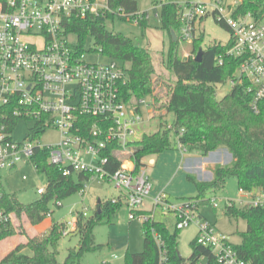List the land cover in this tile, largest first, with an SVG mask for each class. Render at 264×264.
Wrapping results in <instances>:
<instances>
[{"label": "built area", "instance_id": "1", "mask_svg": "<svg viewBox=\"0 0 264 264\" xmlns=\"http://www.w3.org/2000/svg\"><path fill=\"white\" fill-rule=\"evenodd\" d=\"M107 1L0 0V170L22 168L29 163L39 172L32 158L38 150H44L47 162L58 166L64 176L85 174L88 178L84 183L93 178L111 183L119 193L111 202L125 204L130 219L153 218L154 209L163 207L175 212L177 229L194 223L196 245L211 252V256L199 255L196 264H249L240 258L230 241L218 234L213 223L195 216L197 201L171 203L168 195L161 192L153 199L149 214H138L152 191V182L144 166L135 171L134 164L127 167L122 159L120 167L111 170L108 154L130 153L129 144L135 142L137 127L142 122L140 103L144 100L123 96L122 88L129 81L130 62L114 58L99 62L89 60L88 54L103 53L101 48L88 46L82 54H76L75 42L69 40L70 34L63 24L71 15L86 18L111 11ZM165 1L154 3L161 8ZM177 3L179 40L190 44L197 34L195 22L208 14H213L228 27L231 46L227 54L241 59L230 79L231 87L247 80L252 94L249 107L257 113L259 102L264 98V14H235L241 0ZM143 17L144 13L138 11L133 20L137 22ZM185 55L188 57V53ZM222 60L218 57L219 64ZM19 120L33 121L23 141L13 138ZM50 128L59 133L58 141L41 143L40 136ZM45 190L39 187L37 193L40 195ZM239 191L244 202L242 206L264 207V188H239ZM4 194L0 186V228L10 225L16 213L1 206ZM207 200L213 208L218 207L215 197ZM56 204L60 206V200H56ZM232 204L229 200L225 205ZM81 213L89 216L86 210ZM50 215L48 211L46 216ZM75 228L73 216L66 221L62 234L67 235ZM152 234L158 249L156 264H171L164 240L156 231L152 230ZM4 258L0 253V264Z\"/></svg>", "mask_w": 264, "mask_h": 264}, {"label": "trees", "instance_id": "2", "mask_svg": "<svg viewBox=\"0 0 264 264\" xmlns=\"http://www.w3.org/2000/svg\"><path fill=\"white\" fill-rule=\"evenodd\" d=\"M107 2L111 11L86 18L71 15L63 21L66 33L76 36L74 52L82 54L87 46L90 49L101 48L108 58L130 62L129 81L122 88L123 96L126 99H141L150 95L157 105L159 102L154 93L153 80L155 66L150 50L135 45L130 38L108 31L105 27V22L116 15L123 20L136 19L137 0ZM177 8V2L166 0L160 9V29L168 31L171 40L167 65L175 80L166 84L168 91L157 108H164L168 114H172V123L170 126L162 123L156 132L144 133L138 141L129 144L134 147L128 159L134 164V170H139L145 165L143 159L146 156L171 148L170 134L174 133L180 149L196 151L205 156L219 147H225L232 155L229 165H216L212 168L213 178L210 181H198L193 175L187 174V180L197 189V195L187 200L195 201L204 198L207 193L221 190L229 177H235L238 187L245 190L264 188V98L259 102L258 112L251 111L249 104L252 94L248 90V81L244 79L232 86L223 97L216 96L217 84L233 78L241 59L227 54L231 37L225 44L212 42L204 48L203 33H197L190 43L191 55L188 57L182 58L174 52L178 39L177 36L176 40L173 39L172 32L176 34L180 27ZM247 12L264 14V0H241L235 14ZM216 22L229 31L222 21ZM137 23L142 27L147 26L145 17L139 18ZM199 49H203V54L201 61L196 62L194 57ZM220 56L223 59L221 64L218 63ZM86 120L93 121L88 118ZM113 146L117 148L116 144ZM108 155L112 161L111 170L119 168L124 156ZM32 160L37 164L38 171L48 176L45 192L29 204H22L14 194L5 192L1 206L7 211L25 214L31 224L35 225L46 218L51 200H61L82 190L88 175L80 174L77 180L72 176H64L58 166L47 162L44 150H38ZM121 205V201H100L89 216H83L81 211H73L76 220L74 231L79 234V242L76 247L68 250L62 263L57 260V248L62 231L66 228L65 221L53 222L47 234L29 238L24 244L17 245L5 256L3 264H81V258L86 252L101 248L94 240L95 226L105 217L109 219L114 215ZM225 212L246 221V230L240 233L241 242L233 244L240 258L249 264H264V207H237L232 204L225 205ZM142 229L143 250L137 253L126 251L124 264H156L158 249L152 230L164 240L171 264H185L184 259L178 255L177 229L170 233L163 222L154 218L142 221ZM12 233L11 225L1 227L0 240ZM25 247L31 250L30 255L22 253ZM191 248L189 264H196L199 255L211 256L209 249L196 245L195 238L191 241Z\"/></svg>", "mask_w": 264, "mask_h": 264}, {"label": "rangeland", "instance_id": "3", "mask_svg": "<svg viewBox=\"0 0 264 264\" xmlns=\"http://www.w3.org/2000/svg\"><path fill=\"white\" fill-rule=\"evenodd\" d=\"M175 2H183L185 0H174ZM201 2H212V0H192ZM231 2L233 0H227ZM156 0H137L138 11L144 13L147 22L146 27L140 26L134 20H123L117 15L105 22V27L108 31L120 33L130 38L135 45L145 47L150 50L152 54L153 64L155 66L154 76V93L158 98L156 100L150 95H145L141 99L144 103H140L142 114V122L137 127L135 142L138 141L144 133L152 134L160 128V124L170 126L173 116L168 114L164 108H157L164 100L166 92L168 91L169 82L175 80V76L169 70L167 65L168 54L171 46L170 34L166 30L160 29V5H156ZM196 33H203L202 47H207L212 42H219L225 44L230 39V32L216 22L213 14H208L202 19L195 22ZM178 31H176L177 36ZM69 40L76 41V36L69 35ZM39 43V40L36 39ZM90 43V42H89ZM91 45V44H90ZM91 47H94L93 45ZM178 55L186 58L191 55V46L188 42L177 40L175 49ZM87 59L93 61H105L108 57L104 54H88ZM231 89L230 79L222 84L216 86V96L223 97ZM155 101V102H154ZM161 115V117H160ZM33 125L32 120H19L13 131V138L16 141L25 140L29 134V128ZM59 139V133L55 129H47L39 138L43 144H55ZM171 148L164 152H168L172 158L167 162V167L164 171L159 170V175L163 182L170 177L171 185L174 186V192H171V203L182 202L183 199L195 197L197 189L195 185L186 180L182 173L186 172L183 164L181 168L178 167L180 163V148L177 143V137L174 133L170 134ZM134 145L130 147V153L124 156V161H130L129 155L132 154ZM171 152V153H169ZM162 153V152H161ZM158 154L146 156L144 161V169L153 180L154 174L158 171L149 163L151 158L155 160L159 158ZM214 155L210 154L208 159H214ZM228 158L230 155L221 156L220 159L227 164H210L207 168L212 172V168L216 165H229ZM216 159V158H215ZM191 174V173H190ZM23 175L26 176L23 179ZM194 176V174H191ZM213 175V173H212ZM1 184L7 194H14L17 200L22 204H29L40 197L37 193V188H46L48 183V176L45 173L35 172L33 167L27 163L22 168H4L0 170ZM75 180L79 178L78 174H74ZM196 178V176H194ZM213 178V177H212ZM197 179V178H196ZM169 181V180H168ZM169 191V190H168ZM117 193L116 189L111 183L97 178L90 179L85 182L84 189L77 191L70 196L60 200L61 205L56 204V200H51L48 203V208L52 211L50 216L39 224H31L30 220L25 214L15 213L14 220L10 224L13 229L11 235L5 236L0 240V253L4 257L17 245L24 244L29 238L42 237L47 234L53 222L70 221L73 219V211L86 210L89 215L97 208L98 200L105 202ZM177 193V194H175ZM178 196V197H176ZM215 197L218 203L217 208H213L209 202V198ZM233 201L237 207H242V193L235 177L226 179L225 184L221 190L212 193H207L204 198L196 199L198 205L195 210V216L198 218H206L213 223L220 236H224L233 244L241 242L240 233L246 230V221L240 217H234L225 212V204L227 201ZM145 207L151 206L150 200H145ZM175 212L170 209L158 207L154 209L153 218L156 221H161L165 224L170 233H174L176 228ZM143 229L142 220L138 217L129 219V208L122 204L114 215L109 219L105 217L103 221L94 228V240L96 244H100L101 248L96 251L86 252L81 258V264H103L110 262L111 264H124V256L126 251L131 253L141 252L143 250ZM197 227L194 223L177 229V249L186 264H189V258L192 253L191 241L195 238ZM79 242V234L75 231L69 232L67 235L62 234V238L58 244L57 260L63 262L67 256L68 250L76 247ZM22 253L31 254V250L27 247L22 249Z\"/></svg>", "mask_w": 264, "mask_h": 264}, {"label": "crops", "instance_id": "4", "mask_svg": "<svg viewBox=\"0 0 264 264\" xmlns=\"http://www.w3.org/2000/svg\"><path fill=\"white\" fill-rule=\"evenodd\" d=\"M179 152L181 154H180V161H179L180 163L178 164V167L181 168L180 164L181 165L183 164V166L185 168L184 170L186 172H184L182 174L186 178V180H187V174L191 173V174H194V176H196L198 181H210L212 179L213 175H212V172L207 168L208 165H210V164H212V165L213 164H227L226 162H223L220 159V157L223 155L224 156L230 155V158H228V162L231 163V161H232V155L227 150V148H225V147H219L218 149L208 153L205 156L199 152H196V151H183L182 149H180ZM169 153H171V152H169ZM210 154L214 155L213 156L214 159H212V160L208 159ZM159 155L160 156L158 159L155 160L154 158H151L149 161V163L158 172L156 173V175L154 174V178H153V180H151L152 191H151L150 197L146 199V200L151 201V206L146 208L144 205L146 202L145 201L143 206L141 207V212L145 213V214L150 213V211L153 207V199L159 193H161V192L166 193L168 195V198L170 199L171 192H174V191H172L174 186L172 187V185H171L170 177L163 182V179H161V176L159 175V170L160 171L165 170V168L167 167V162L172 158V156L170 154H168V152H164V153L162 152ZM125 165L127 167H132L133 163L131 161H126ZM175 194H177V193H175ZM118 195H119V193L117 192L112 198H114ZM176 197H178V196H176Z\"/></svg>", "mask_w": 264, "mask_h": 264}, {"label": "water", "instance_id": "5", "mask_svg": "<svg viewBox=\"0 0 264 264\" xmlns=\"http://www.w3.org/2000/svg\"><path fill=\"white\" fill-rule=\"evenodd\" d=\"M172 35H173V39L176 40V34L174 32H172ZM202 54H203V49H199L196 56L194 57V60L196 62H200L201 58H202ZM98 202H100V200H98ZM99 211H100V209H99ZM178 255L181 257L179 252H178Z\"/></svg>", "mask_w": 264, "mask_h": 264}]
</instances>
